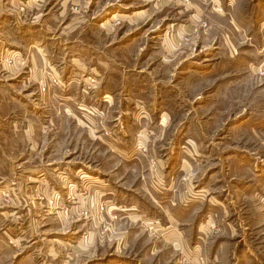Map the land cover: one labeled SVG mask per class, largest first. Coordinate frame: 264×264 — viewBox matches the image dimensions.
Instances as JSON below:
<instances>
[{
	"label": "rangeland",
	"instance_id": "obj_1",
	"mask_svg": "<svg viewBox=\"0 0 264 264\" xmlns=\"http://www.w3.org/2000/svg\"><path fill=\"white\" fill-rule=\"evenodd\" d=\"M253 200L264 0H0V264H264Z\"/></svg>",
	"mask_w": 264,
	"mask_h": 264
},
{
	"label": "crops",
	"instance_id": "obj_2",
	"mask_svg": "<svg viewBox=\"0 0 264 264\" xmlns=\"http://www.w3.org/2000/svg\"><path fill=\"white\" fill-rule=\"evenodd\" d=\"M35 26L37 27L38 25H35ZM26 35L29 37L30 36V32L29 31H28V33L26 32ZM35 47H36L35 48L36 50H39L37 48V46H35ZM29 59H30V62L32 64H36V58H32L30 56ZM156 183H157V185L162 186V185H164L165 181H164V179L161 176H159L158 179H157V181H156ZM237 189H243V187L242 188H237ZM204 191L205 190H202V191H199V192L204 193ZM244 191L245 190L241 191V193L243 194ZM198 195H200V194L198 193ZM229 195L231 197V199H230L231 201H228V203L231 204V205L237 200L238 196H240V197L243 196V195H240V194H238V195L236 194L234 196H232V194H229ZM233 198H235V199H233ZM252 202L254 203V207H253L254 212H251L252 218L249 216L250 215L249 214L247 217H245V218L243 217V220H247V219L250 220V219H252L253 220V223L252 224H254L253 226H258L259 227L260 225H263L264 224L263 223L264 222V214L261 212V208L260 209L258 208L259 207V203H256L255 200H253ZM173 206H176V204L175 203H172V207ZM235 213L236 214L237 213L239 214V212H235ZM253 213L255 214L254 216L252 215ZM239 219L241 220L240 217H239ZM180 221L181 220H180V218L178 216L176 218L169 217V221H167L168 224H166V225H168L169 229L168 228H165V231H164V232H167L168 234L163 238V241H161V242H154V241H152L154 243V244H152L151 241H150V243H149V245L147 247L149 248V246H151V244H152V246L154 248L151 251L150 256H148L143 262L148 261V259L150 257H152V258H163L165 261L168 259V262L170 264L171 263V260H174L172 258H174L175 256H178L176 254L177 249H175L176 248L175 247V244L179 245V249H183L182 244L184 243V241L182 240V235L180 234V232L177 229V227L179 225H184V224H180ZM158 229H159V227H158ZM159 230L162 231V229H159ZM184 239H185V237H184ZM158 244H162V245L161 246H157ZM197 248H198V246L196 247V249ZM196 249H194V251ZM199 249H200V247H199ZM183 252L185 253V250H183ZM214 257H216V260L217 259L218 260L216 262H214L213 264H224V261H223L222 258L225 257V258H229V259L232 260L234 258H238V254H237L236 251H231L230 250V247L227 245V246H222L217 251V253H216V255Z\"/></svg>",
	"mask_w": 264,
	"mask_h": 264
}]
</instances>
